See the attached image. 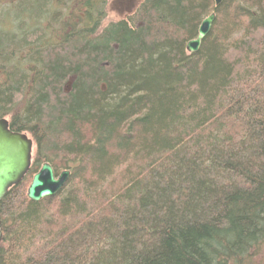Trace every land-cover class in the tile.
<instances>
[{
    "label": "trees",
    "instance_id": "trees-1",
    "mask_svg": "<svg viewBox=\"0 0 264 264\" xmlns=\"http://www.w3.org/2000/svg\"><path fill=\"white\" fill-rule=\"evenodd\" d=\"M107 2L0 0V118L33 141L0 264H261L264 0ZM43 162L70 174L29 200Z\"/></svg>",
    "mask_w": 264,
    "mask_h": 264
},
{
    "label": "water",
    "instance_id": "water-1",
    "mask_svg": "<svg viewBox=\"0 0 264 264\" xmlns=\"http://www.w3.org/2000/svg\"><path fill=\"white\" fill-rule=\"evenodd\" d=\"M221 0H215L218 5ZM214 13L202 19L195 39L187 42L188 51H197L200 42L207 35L213 22ZM32 138L23 132L10 129L7 118H0V200L6 191L17 185L29 172L32 161ZM70 170L64 169L58 175L54 174L53 167L43 162L40 169L33 174L26 190L29 200L39 201L41 198L53 196L60 191L67 181ZM2 236L0 221V240Z\"/></svg>",
    "mask_w": 264,
    "mask_h": 264
},
{
    "label": "rangeland",
    "instance_id": "rangeland-1",
    "mask_svg": "<svg viewBox=\"0 0 264 264\" xmlns=\"http://www.w3.org/2000/svg\"><path fill=\"white\" fill-rule=\"evenodd\" d=\"M107 1L108 2L106 5V16L104 18V21L102 22V25H104L108 21L125 17L128 13H130L132 10H134L137 7V5L141 0H107ZM61 171H64V169L60 170L59 173ZM259 258L264 259V255L260 256ZM261 264H264V261Z\"/></svg>",
    "mask_w": 264,
    "mask_h": 264
},
{
    "label": "bare ground",
    "instance_id": "bare-ground-1",
    "mask_svg": "<svg viewBox=\"0 0 264 264\" xmlns=\"http://www.w3.org/2000/svg\"><path fill=\"white\" fill-rule=\"evenodd\" d=\"M205 36H206V35H205ZM203 38H204V37H203ZM203 38H202V39H203ZM194 39H195V38H194ZM190 40H191V39H190ZM187 42H188V41H187ZM186 49H187V47H186ZM198 49H199V48H198ZM187 51H188V49H187ZM188 52H191V51H188Z\"/></svg>",
    "mask_w": 264,
    "mask_h": 264
}]
</instances>
